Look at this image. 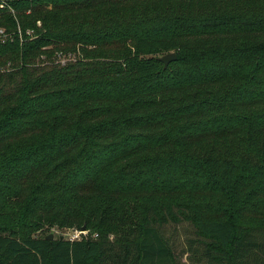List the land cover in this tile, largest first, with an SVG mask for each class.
<instances>
[{"label":"trees","instance_id":"16d2710c","mask_svg":"<svg viewBox=\"0 0 264 264\" xmlns=\"http://www.w3.org/2000/svg\"><path fill=\"white\" fill-rule=\"evenodd\" d=\"M8 64L0 264H264V0H0Z\"/></svg>","mask_w":264,"mask_h":264},{"label":"rangeland","instance_id":"374dc122","mask_svg":"<svg viewBox=\"0 0 264 264\" xmlns=\"http://www.w3.org/2000/svg\"><path fill=\"white\" fill-rule=\"evenodd\" d=\"M2 33H4V29H1ZM63 52H60V54ZM165 55V54H164ZM75 55L74 54H64L61 56L60 59H62V61H66L68 59H74ZM11 64H8L7 67L6 66H2V68L0 67L1 71H6V69L8 67H10ZM84 227V226H83ZM81 231V230H80ZM79 230L77 231H72V230H67V229H59V228H53L49 231L50 233H54L55 236H65V237H72L75 235V233H80ZM83 236H87L89 237L91 232L90 230H86V229H82ZM168 232L170 235L173 236V238L176 240V245H177V254L179 256L180 261L182 262V264H193V259L190 256L189 252L187 251L186 248V244H187V239L190 237H194V232L192 230V228L188 225H171L170 227H168ZM43 232H40V234Z\"/></svg>","mask_w":264,"mask_h":264},{"label":"water","instance_id":"95a60500","mask_svg":"<svg viewBox=\"0 0 264 264\" xmlns=\"http://www.w3.org/2000/svg\"><path fill=\"white\" fill-rule=\"evenodd\" d=\"M177 59V53L176 52H170L167 53L161 57H159V60L164 63L165 68L169 66V64ZM83 229H86L84 226ZM47 239H54L55 235L54 233H50L47 237Z\"/></svg>","mask_w":264,"mask_h":264},{"label":"built area","instance_id":"2783aa9c","mask_svg":"<svg viewBox=\"0 0 264 264\" xmlns=\"http://www.w3.org/2000/svg\"><path fill=\"white\" fill-rule=\"evenodd\" d=\"M1 32H2V31H1ZM83 232H84V231L81 230L80 233H75V235L72 236L71 238H72V239L80 238V237H81V234H83Z\"/></svg>","mask_w":264,"mask_h":264}]
</instances>
